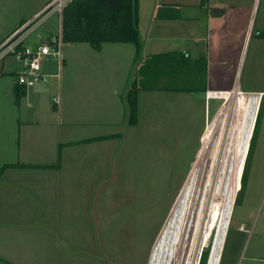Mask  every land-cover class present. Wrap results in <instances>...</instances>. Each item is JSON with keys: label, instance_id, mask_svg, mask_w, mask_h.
Masks as SVG:
<instances>
[{"label": "rangeland", "instance_id": "rangeland-1", "mask_svg": "<svg viewBox=\"0 0 264 264\" xmlns=\"http://www.w3.org/2000/svg\"><path fill=\"white\" fill-rule=\"evenodd\" d=\"M252 1L254 4L255 0ZM33 4V0H0V31ZM254 17V34L246 43L238 75L244 90L264 89V0H258ZM47 25L56 34L61 32L60 17L56 14L46 25H39L28 42L43 40ZM75 45H79L77 49L81 52L66 43L63 47L64 58L68 57L69 61L71 54L73 67L72 71L67 65L63 68L62 79L70 104L75 101V96L70 94L71 84L82 88L94 85L91 81L94 80L99 90L105 74L110 72L109 76L114 77L120 68L118 62L112 68L100 57H91L92 61L74 58L89 47L85 43ZM2 64L6 66L3 74ZM22 67V62L12 56L0 63V162L15 154V140L4 139L3 134L18 132L17 119L25 110L24 100L18 105L14 95V81ZM125 80L124 77V83ZM116 81L123 83V78L117 77ZM127 90L118 94L124 95L127 110L123 138L108 136L101 141L93 140L85 146L84 153L78 150V158L75 157L77 160L69 173V196L60 204L67 213L61 215L59 234L60 247L64 249L65 237L61 233L64 230L70 233L68 264H149L151 253L198 158L203 134L216 117L217 108L227 104L226 99L211 100L207 118L204 103L199 101L201 94L196 100L195 94L150 93L152 99H143L137 126L128 122ZM102 92H97L99 96L93 99L99 103L91 108L93 112L88 116L91 123L85 128L92 137L113 132L111 122L116 119H112L110 111L120 113L121 109L119 100L107 97V89ZM102 118L107 119L106 125L101 123ZM99 122L100 128L96 125ZM250 164L247 186L244 191H238L219 264H264V106ZM213 206L214 195L205 211V224ZM203 235L204 230L196 252L201 248L203 253L208 250L210 258L213 239L202 246Z\"/></svg>", "mask_w": 264, "mask_h": 264}, {"label": "crops", "instance_id": "crops-1", "mask_svg": "<svg viewBox=\"0 0 264 264\" xmlns=\"http://www.w3.org/2000/svg\"><path fill=\"white\" fill-rule=\"evenodd\" d=\"M33 1L32 8L0 31V43L20 27L23 20L29 21L40 14L51 0ZM256 5L257 0L254 4L252 0H139L142 47L138 60L135 59L136 46L132 43H102L97 47L85 43L88 49L84 48L85 51L74 58L92 61L91 57H100L112 68L118 62L119 73L111 77L107 72L104 81L99 83V90L94 80H91L94 85L85 83L82 88L71 84L70 94L75 96L71 104L62 82L63 68L66 65L71 71L73 68L71 54L68 61L63 51L62 63L51 58L45 61L44 72L52 75L49 79H54L29 88L20 87L23 93L16 103L20 105L24 100L25 110L17 119L18 132L3 134L4 139L15 140L13 152L17 157L10 155L0 162V264H60L61 261L68 264L71 253L68 231L61 233L65 237L64 249L59 243L61 215L67 213L60 204L69 196L73 162L77 160L78 150L84 153L85 146L93 140L101 141L108 136L123 138L127 110L124 95L118 94L129 90L136 80L141 86L139 110L144 97L152 99L150 93L155 92L195 94L196 100L201 94L199 101L204 103L207 118L208 104L213 100H207L208 90L233 91L238 85L246 94L264 96V89L244 90L238 78ZM46 28L43 40L29 43L28 37L26 44L35 46L56 34L51 26ZM67 44L74 49L79 46ZM172 52H185L184 57H177L183 61L172 62L174 56L163 62H147L152 55ZM5 67L2 64L1 74ZM117 77L123 78V83L125 77V83L116 81ZM14 82L16 96L20 85ZM104 88L109 99L120 101L121 109L118 115L110 111L112 119H116L110 121L114 125L113 132L92 137L85 128L91 123L88 117L91 108L99 103L93 99L99 96L97 92L103 93ZM55 97L58 103L54 102ZM128 110L130 119V108ZM219 110L220 107L215 114ZM139 120L138 113L137 126ZM101 123L106 125L108 121L102 118ZM102 124L96 125L100 128Z\"/></svg>", "mask_w": 264, "mask_h": 264}, {"label": "bare ground", "instance_id": "bare-ground-1", "mask_svg": "<svg viewBox=\"0 0 264 264\" xmlns=\"http://www.w3.org/2000/svg\"><path fill=\"white\" fill-rule=\"evenodd\" d=\"M217 95L226 99V107L203 134L198 158L152 251V264L191 261L203 230L202 246L213 239L209 264L220 263L262 96L246 94L238 85ZM213 195V210L205 224Z\"/></svg>", "mask_w": 264, "mask_h": 264}, {"label": "trees", "instance_id": "trees-1", "mask_svg": "<svg viewBox=\"0 0 264 264\" xmlns=\"http://www.w3.org/2000/svg\"><path fill=\"white\" fill-rule=\"evenodd\" d=\"M25 22L23 20L21 25ZM61 32L63 41L66 44L91 43L97 47L102 43H132L136 46L135 59L138 60L142 47L139 30V0H72L64 8ZM174 56L176 59L172 58V62L183 61V58H179L184 57L185 52L152 55L148 57L147 62H163L165 59H171ZM20 87L21 85L16 89L17 102L23 93ZM140 90L141 86L136 80L127 93V101L130 108L129 122L132 125L138 123ZM263 106L264 96L261 100L255 129L250 142L240 191H244L247 186V177L250 171L254 145L258 136ZM208 258L209 251L207 250L203 253L200 264H207Z\"/></svg>", "mask_w": 264, "mask_h": 264}, {"label": "built area", "instance_id": "built-area-1", "mask_svg": "<svg viewBox=\"0 0 264 264\" xmlns=\"http://www.w3.org/2000/svg\"><path fill=\"white\" fill-rule=\"evenodd\" d=\"M71 1L51 0L40 14L26 21L0 43V63L11 56L22 62V70L17 75V83L22 87H32L43 81H47L52 76L44 72V63L47 58L55 59L62 63L63 47L65 44L62 32L50 36L35 46L26 44V40L51 15L58 14L62 20L64 8ZM60 28L62 30V23H60ZM218 92L222 91L208 90L206 92L207 100L223 99L218 98ZM54 102L58 103L59 99L55 97ZM202 253L203 248L199 249L198 252L195 250L192 260H187L185 264H200Z\"/></svg>", "mask_w": 264, "mask_h": 264}, {"label": "water", "instance_id": "water-1", "mask_svg": "<svg viewBox=\"0 0 264 264\" xmlns=\"http://www.w3.org/2000/svg\"><path fill=\"white\" fill-rule=\"evenodd\" d=\"M257 2H258V0H257ZM256 7H257V5H256ZM254 24H255V17H253V21H252V26H251V31H250V34H249V37H248V39L251 37V35H252V32H253V29H254ZM245 50H246V48H245ZM236 88V87H235ZM243 92V91H242ZM254 99H255V101L257 100V96H255L254 97ZM262 100V99H261ZM222 108V107H221ZM220 111V110H219ZM219 113V112H218ZM217 113V114H218ZM226 236H227V233L225 234V236H224V239H223V243L225 244V241H226ZM223 249V248H222ZM223 251V250H222ZM221 255H222V253H221ZM221 259V258H220ZM210 261V260H209ZM209 261H208V264H209ZM152 262H153V253H151V256H150V260H149V264H152Z\"/></svg>", "mask_w": 264, "mask_h": 264}]
</instances>
